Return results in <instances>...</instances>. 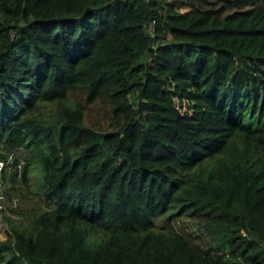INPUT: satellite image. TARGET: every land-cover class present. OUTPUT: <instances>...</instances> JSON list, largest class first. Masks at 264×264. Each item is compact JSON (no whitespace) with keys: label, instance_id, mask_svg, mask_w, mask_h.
Returning <instances> with one entry per match:
<instances>
[{"label":"trees","instance_id":"obj_1","mask_svg":"<svg viewBox=\"0 0 264 264\" xmlns=\"http://www.w3.org/2000/svg\"><path fill=\"white\" fill-rule=\"evenodd\" d=\"M7 150L50 210L0 264H264V0H0Z\"/></svg>","mask_w":264,"mask_h":264},{"label":"rangeland","instance_id":"obj_2","mask_svg":"<svg viewBox=\"0 0 264 264\" xmlns=\"http://www.w3.org/2000/svg\"><path fill=\"white\" fill-rule=\"evenodd\" d=\"M59 105H46L40 114L41 118L54 121L57 116V110ZM103 114H101L102 116ZM103 117V116H102ZM8 162H12L14 159H18L19 165L17 168L6 167V174L4 175L5 182L0 189V204L4 207V210L0 211V241L7 238V234L10 232V225L18 226L19 228L26 227L33 216V213L40 211L50 210V207L46 202L36 195L37 189L42 181V173L37 165H34L30 176V187L24 186L21 183L20 173L24 162V152L22 150L6 151ZM228 155L217 157L216 165L222 168L223 162L227 159ZM4 161V160H3ZM4 161V166L8 164ZM4 168V167H3ZM5 170V168H4ZM3 170V171H4ZM173 178L178 181H187L194 170L181 169L179 167L171 168ZM17 171L18 177L14 180L11 172ZM0 172V177H2ZM14 185V186H13ZM7 222V223H6ZM173 221H167L166 218L160 217L155 220L154 228L166 230L168 226L173 225Z\"/></svg>","mask_w":264,"mask_h":264},{"label":"built area","instance_id":"obj_3","mask_svg":"<svg viewBox=\"0 0 264 264\" xmlns=\"http://www.w3.org/2000/svg\"><path fill=\"white\" fill-rule=\"evenodd\" d=\"M4 167V161L2 159H0V172L2 171ZM2 187V184H1V180H0V189ZM4 210V207L0 204V211Z\"/></svg>","mask_w":264,"mask_h":264},{"label":"water","instance_id":"obj_4","mask_svg":"<svg viewBox=\"0 0 264 264\" xmlns=\"http://www.w3.org/2000/svg\"><path fill=\"white\" fill-rule=\"evenodd\" d=\"M4 157L3 153H0V159H2Z\"/></svg>","mask_w":264,"mask_h":264}]
</instances>
